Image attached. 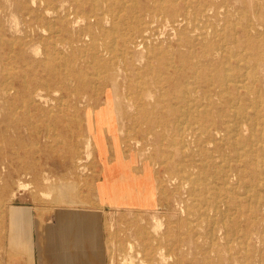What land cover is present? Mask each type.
<instances>
[{
	"label": "bare ground",
	"instance_id": "1",
	"mask_svg": "<svg viewBox=\"0 0 264 264\" xmlns=\"http://www.w3.org/2000/svg\"><path fill=\"white\" fill-rule=\"evenodd\" d=\"M53 1L43 0L42 5L48 6ZM73 1L79 7H82V2L85 3V1L95 2V0ZM103 1L105 4H110L106 12H103L102 17L91 15L90 19L95 17L97 24L103 23L100 27H104V35L113 34L118 29V25L109 17L110 14L114 17L118 16L119 12L115 7L117 3L124 5V10L129 14H135L141 26L145 25L147 29L143 33L148 31L144 18L148 17L149 4L153 0ZM248 4L251 9L248 7L243 9L245 18L236 23L230 20V12H226L224 22L227 27L223 33H219L217 29L213 30L215 42L208 41L209 28L205 25H195L194 30L191 31L193 35H188L191 33L185 31L178 33V29L188 28L196 20H207L211 18V14L219 15L220 9L227 7L226 2L165 0L164 3L159 4L158 10L166 13L167 21L172 19L171 26L175 31L170 39H174L179 34V46L187 48L186 52L176 53L174 61L170 59L167 64L174 68L170 76L171 82L175 80L172 83L173 91L183 87L179 93L174 91L169 96H154L146 81L147 77L153 76L156 71L153 66L154 61L160 62V69H166V60L160 56L164 45L162 37L148 35L147 38L146 36L130 38L127 35L120 51L119 45L114 43L115 37L114 44L111 42L102 46L95 44L97 39L91 31L89 22L86 34L71 43L60 42L62 46L60 48L49 43L48 38H40L41 43L47 46L43 59L36 58L41 53L34 41L21 40V50L13 55L24 62V75L3 80L5 86L0 92V144L4 147V149L0 148L1 190L9 192L11 183L9 182L11 179L8 178V175H11V169L9 170L8 164L3 160L6 153L14 154L15 149L18 155L29 154L43 139L52 137L50 134L55 131L54 127L58 128L59 137H67V133L62 129L65 120L70 116L84 115L86 137L81 140V144L85 147L87 158H92L90 148L93 143H99L103 150L102 155L94 156L100 167L101 181H97L94 187L98 203L111 204L110 206L114 204L116 207L137 205L146 208L137 210L138 212L158 211L160 204L157 201L158 188L154 169L148 159H143L137 150L127 151L121 137L122 130L119 128L118 116L122 107L121 104H115L114 93L118 87L128 85L134 96H127L125 99L128 100V109L138 113L135 117L136 122L149 123L153 127H166V130L172 131L175 140L193 149L204 162L205 167L201 173L205 175L204 180L211 173L206 168L210 165L215 169L219 167L215 154L222 157L220 166L226 167L225 164L230 163L226 151L234 153L232 159L237 161L235 166H232L229 171L218 168L214 172L215 179L221 181H216L215 186L207 185L205 183L207 181L199 180V178H192V195L200 196L204 203L202 205L207 208L209 217L207 237L214 242H225V252L228 253L223 255L220 250H216L217 261L209 258L208 262L203 264H264L263 260L249 255V249L254 247L255 243H262L261 231L258 230V223L255 222L257 212L255 207L259 205L249 204L243 197V199H235L232 195L221 193V186L227 188L224 191H228L234 176L246 192L248 187L251 189V186L246 183L249 181L247 179L257 181L263 177L262 186L259 187L264 188V171L259 167L264 158V127H262L264 122V10L259 2L248 0ZM20 7L26 9L25 5ZM58 21L66 27L65 18L59 17ZM79 22L77 21V24ZM86 36L90 42L83 45ZM11 43L0 33V45H11ZM24 43L32 49L35 56L26 54ZM241 49H244V52L241 53L243 51ZM176 61L180 64L178 69ZM176 76L179 78L184 76V81L176 80ZM46 88L53 90V96H44L41 93ZM98 90L103 96H95ZM147 99L155 102L148 103ZM101 100L103 104L100 106ZM150 105L153 106V111H150ZM158 106L161 108L158 111L154 110L158 109ZM45 126L48 132H42L41 128ZM10 130H13V134L9 133ZM72 137L73 135L68 137L70 141L66 145L69 150L67 157L75 158L74 148L79 144L73 141ZM63 143L65 144L66 141ZM46 145L50 144L46 143ZM139 145L140 142L137 141L135 146ZM132 164L137 167H135L136 172L130 174ZM29 174L31 173L26 171V175ZM45 181L49 184V189L54 192L56 188L59 189L57 198L59 203L70 206L81 203L76 201L74 193L76 188L72 183H62L57 187L55 180H52L50 176H47ZM253 182L251 185H254ZM254 187L255 185L252 186V191ZM29 188V183L21 182L18 191ZM16 195L15 192L13 197ZM262 203L264 206V196ZM204 207L202 209H205ZM13 209L15 206L4 211L3 224L11 222ZM250 212L251 216L248 215ZM204 218L203 216L202 220ZM157 255L162 261H166L164 247L157 250Z\"/></svg>",
	"mask_w": 264,
	"mask_h": 264
},
{
	"label": "rangeland",
	"instance_id": "2",
	"mask_svg": "<svg viewBox=\"0 0 264 264\" xmlns=\"http://www.w3.org/2000/svg\"><path fill=\"white\" fill-rule=\"evenodd\" d=\"M33 1L34 0H0V33L3 34L4 39L8 42H12L11 45H0V92L5 86L3 80L9 77L17 78L24 75V62L15 58L13 55L21 50V40H25L26 42L34 41L39 49V53H41L39 54L40 56L38 55L36 58L43 59L45 57L44 53L47 52V46L41 43L40 38H48L49 43H52L54 47L56 45L60 48L62 47L60 42L66 41L71 43L86 34V28L89 22L91 24V31L95 34L94 37L97 39L95 44L102 46L111 44L115 40L116 42L114 43L117 46L119 45L118 49L120 51L125 36L127 35L130 38L140 36H146L147 38L148 35L162 37L164 45L161 48L160 56L162 59L166 60V69H160V62L154 61L153 66L156 71L153 76H148L146 81L152 89L154 96H169L173 94L174 91L179 93L183 90V87H181L173 91L172 83H174L175 80L171 82L170 76H172L174 68L169 67L167 64L170 59L174 61L177 55L176 53L179 51L186 52L187 48L179 46V34L174 39H170L174 36L173 31H175L171 26L173 24L172 19L168 22L166 13L158 10L160 7L159 4L164 3L165 0H153V2L149 4L150 11L147 14L148 17L144 18V24L148 26V31L146 33H143V31H146L147 28L145 25L141 26L139 24L135 14L132 15L129 14L128 11L126 12L124 10L125 6L122 4H115L119 12L118 16L114 17V15L110 14L109 17L113 23L118 25V29L113 34L106 35H104V27H100L103 23L97 24L95 19V17H102L103 12H106L107 8L110 6V4H105L102 0H95V4L86 1L85 3L82 2V7H79L73 0H54L48 6L45 4L42 5L43 0ZM253 1L259 2L264 10V0ZM220 2H226L227 7L220 9L221 12L219 15L214 16L211 14V18L207 20L200 19L202 22L196 20V22L193 25H189L188 28H179L178 33L184 31L191 33L195 25H205L209 28L208 35L210 36L208 41L215 42L213 30L217 29L219 33L224 32L227 27L224 22L227 11L230 12V20L236 23L242 19L244 20L243 9L246 7L251 9L248 0H220ZM22 5H25L26 9H22L20 7ZM91 15H95V17L90 19L92 17ZM59 17L66 19V27H63L59 23ZM77 21H80L79 24H77ZM13 23H15V25ZM188 35H193V33ZM114 37L116 39H114ZM89 42L90 39L86 36L83 45H87ZM25 45L24 43L23 46L26 54L30 56L31 54L33 55L32 49H29ZM48 46L50 45L48 44ZM241 50H243L241 53L244 52V49ZM175 63L178 69L180 64L178 61ZM186 70L189 72L187 68ZM175 79L184 81V76L181 78L176 76ZM14 81L18 85L17 81ZM41 93L44 96H53V90L51 88H46ZM131 93L132 90L128 85L118 87L116 93H114L115 104H121L122 107L121 111L119 110L118 124L119 128L122 130L121 137L124 140L123 145L127 151L137 150L142 155L143 159H148L151 163L155 172L161 205L156 212L117 211V207L114 206V204L112 205L114 210L106 213L105 221L108 264H203L208 262L209 258L213 261H217L218 255L215 252L216 250H220L223 255H228V253L225 252V242H214L207 237L209 229L207 224L209 220L206 212L207 208L204 207L205 205H202L204 203H202L200 196L194 193V195H192V178L204 180L203 178L205 175L201 174L202 169L205 167L204 162L195 154L193 149L187 148L184 144H180L179 140H175L173 132L166 130V127H153L149 123L141 124L136 122L135 117L138 113L135 110L130 111V109H128V100L125 99L127 96H134L133 93L130 95ZM95 96L103 95L101 91L98 90ZM147 101L152 104L155 102L150 99H147ZM102 104L103 100L100 101L99 105L101 106ZM155 106H157V104ZM160 108L161 106H158V109L154 110L158 111ZM149 109L153 111V106L150 105ZM139 116L141 117V115ZM45 119L46 118H44V120ZM63 126L62 129L67 133V137H59V130L54 127L55 131H52L50 134L52 137L47 140L43 139L29 154L18 155L17 151L14 149V154L9 152L11 155L6 153L3 157V160L8 164L9 170L11 169V175H8V178L11 179L9 182L11 181V183L9 192H3L0 188V264H9V251L6 253L4 250V243H7V245L13 243V238L16 236L17 231H19L15 228L17 223H2L4 211L9 210L12 206L29 208V211L36 210L37 212H41L39 215L45 216L51 214L53 210L61 206L87 208L98 203V201L96 202L94 187L99 179L100 167L94 156L102 155V147L99 143H93L90 148L92 158H87L85 147L81 144V140L86 137L84 115L80 117H68ZM262 127H264V122ZM41 129L42 132L47 131L46 126ZM9 133L13 134V130H10ZM72 135L73 141L79 144V146L76 145L74 148L76 151L75 158L67 157V152L69 150L66 145L67 142L70 141L68 137ZM65 141L66 143L64 144L63 142ZM137 141L140 142L138 147L135 146ZM46 143L50 145H46ZM176 145H178V147H176ZM168 146L171 147L169 148ZM0 148L4 149L3 144H0ZM226 152L230 163L225 164L226 167H221L222 157L215 154L216 162L219 166L216 169L224 168L229 171L232 166L236 165L235 162L237 161L232 159L234 153L231 151ZM263 160L260 162L259 167L260 170L263 169L264 171ZM180 164L181 166H179ZM206 169L209 170V173L211 172L210 175L212 176H206L204 181H207L205 182L207 185L215 186L217 182H221L213 176L216 169L212 165ZM26 171L31 174L26 175ZM230 174L232 175V172H230ZM47 176L55 180L57 187L62 183H72L76 188V190H74L77 198L76 201L82 204L70 206L68 204L59 203L57 200L59 189L56 188L55 192L49 189V184L45 181ZM183 178H185L184 181ZM247 180L249 181H246V183L248 186H251V189L249 187L246 189L247 192L245 188L241 187L237 178L234 176L230 181L229 186L231 188L229 187L228 191H224L227 188H222L220 185L222 189L221 193H226L229 196L232 195L235 199L244 198L249 204L253 203L255 206L259 205L255 207L257 208L255 222L256 224L258 223V230L261 231L262 243H255L254 247L249 249V255L256 259L263 260L264 263V206L262 205L264 188L259 187L262 186L263 177L257 179V181L255 179ZM252 181H254L253 184L255 185L253 191L252 186L254 185H251ZM21 182L29 183L30 188L24 191H18ZM15 192L17 195L13 197ZM56 201L57 203H55ZM202 206L206 210L202 209ZM198 209L203 213L201 214ZM200 214L202 217H200ZM248 215L251 216V212L248 213ZM203 216L205 218L202 220ZM200 224H202V226ZM168 246L169 248H167ZM160 247L166 249V261H162L157 255V250ZM170 248L171 250H169ZM12 254H14L15 257L20 255L18 251H14ZM6 258L7 260H5Z\"/></svg>",
	"mask_w": 264,
	"mask_h": 264
},
{
	"label": "crops",
	"instance_id": "3",
	"mask_svg": "<svg viewBox=\"0 0 264 264\" xmlns=\"http://www.w3.org/2000/svg\"><path fill=\"white\" fill-rule=\"evenodd\" d=\"M135 167L130 166V174L136 172ZM157 201L161 205L158 189ZM144 209L137 205L117 207V211ZM29 210L15 207L12 211L11 223H17L15 228L19 231L13 243H4V250L9 251V264H108L105 221L106 213L114 210L112 206L99 203L87 208L61 206L45 216ZM14 251L20 255L15 257Z\"/></svg>",
	"mask_w": 264,
	"mask_h": 264
}]
</instances>
